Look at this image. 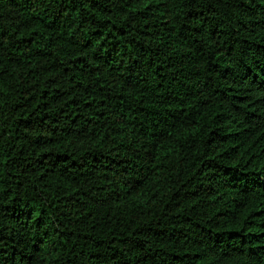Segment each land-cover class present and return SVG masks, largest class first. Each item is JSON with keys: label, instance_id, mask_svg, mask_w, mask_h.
Masks as SVG:
<instances>
[{"label": "trees", "instance_id": "obj_1", "mask_svg": "<svg viewBox=\"0 0 264 264\" xmlns=\"http://www.w3.org/2000/svg\"><path fill=\"white\" fill-rule=\"evenodd\" d=\"M0 264H264V0H0Z\"/></svg>", "mask_w": 264, "mask_h": 264}]
</instances>
